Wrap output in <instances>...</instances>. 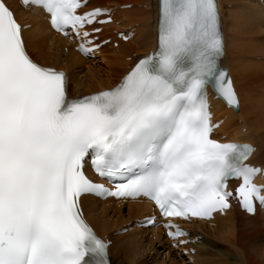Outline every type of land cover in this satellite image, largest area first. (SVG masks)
Listing matches in <instances>:
<instances>
[{
    "label": "snow or ice",
    "instance_id": "6c2138e0",
    "mask_svg": "<svg viewBox=\"0 0 264 264\" xmlns=\"http://www.w3.org/2000/svg\"><path fill=\"white\" fill-rule=\"evenodd\" d=\"M21 4L45 13L55 31L74 33L84 55L100 47L87 26L100 16L109 17L101 24L111 21L101 8L81 11L88 0ZM157 34L153 52L117 85L74 98L64 72L32 58L12 6L0 0V264H111L109 244L83 217L86 195L148 198L166 218L174 247L187 233L171 218L210 219L231 199L249 214L257 205L264 210V184L254 182L264 168L246 163L254 148L211 138L219 124L208 89L239 106L220 66L218 0H158ZM86 166L124 182L109 190ZM232 179L239 181L234 192Z\"/></svg>",
    "mask_w": 264,
    "mask_h": 264
},
{
    "label": "bare ground",
    "instance_id": "6f19581e",
    "mask_svg": "<svg viewBox=\"0 0 264 264\" xmlns=\"http://www.w3.org/2000/svg\"><path fill=\"white\" fill-rule=\"evenodd\" d=\"M7 2L12 6L19 21L32 24V28L24 33L29 53L42 65L66 70L70 78L69 92L76 96L106 89L118 83L131 65L125 59L134 60L135 57L147 54L157 39V0H95L90 4L91 7L131 6L128 10L115 11V22L105 27L104 37L115 29L135 28V37L131 41L117 42L119 44L117 49L107 45L101 50L94 62L104 63L106 69L95 70L92 67L93 61L83 60L70 48L65 58L61 60L65 43L49 31L43 14L23 9L17 0ZM218 2L226 42L225 55L221 63L223 67L228 68L239 98V110L236 113L225 109L218 102L213 103L214 119L216 121L223 119L218 136L225 135L228 141L241 140L256 146L252 162L264 167V160L260 159V156L264 157V0L263 3L259 0ZM53 46L55 51L51 53ZM83 70L87 74V79L81 77ZM82 205L98 233L102 236H111L114 242L109 253L113 260L112 264H116L117 259H121V264L134 262L136 251L146 246L142 239L150 233L142 230L114 237L111 232L137 218L138 214L147 209V205L130 204L126 208L125 216L121 208L117 209L110 203L107 205L93 198H83ZM263 220L264 217L259 212L250 217L233 210L226 213L224 218L216 217L212 225L201 223L191 225L192 230L202 238V242L195 246V263L264 264ZM153 235L155 233L151 234L152 237ZM154 241L160 248L164 247L165 243L160 237H155ZM148 243L152 245L154 242L149 240ZM225 243L227 245L224 246ZM173 255L169 252L165 256L170 264L185 262L184 259L180 262L175 261L176 257Z\"/></svg>",
    "mask_w": 264,
    "mask_h": 264
},
{
    "label": "rangeland",
    "instance_id": "374dc122",
    "mask_svg": "<svg viewBox=\"0 0 264 264\" xmlns=\"http://www.w3.org/2000/svg\"><path fill=\"white\" fill-rule=\"evenodd\" d=\"M228 7V6H227ZM230 8V7H229ZM228 9V8H227ZM128 10V9H126ZM140 28H143L142 26H140ZM50 43H48L49 45ZM55 51V46L52 47V51H50L51 53ZM59 51V50H58ZM67 53H68V50H67ZM65 50L62 51L61 53V57L63 60L65 58ZM127 59H125L126 61ZM93 68H95V70H98V68H102L103 70L106 69V65L104 66V63L102 62H98L96 66H93ZM84 70H86V68L84 67ZM84 70L81 74V77L84 78V79H87V74L84 73ZM100 72V71H99ZM263 79H264V76H263ZM78 82H80L78 80ZM81 85V84H80ZM239 124V122H238ZM260 159H263L264 160V157L260 156ZM122 214H123V210H122ZM127 214V212H126ZM123 216H125V214H123ZM109 221L111 222V218L109 219ZM114 231L111 232V234L113 233ZM152 241L154 243L149 244L148 242ZM142 243H144L146 246L145 248H143L142 250H138L136 251L137 253H135V257L133 258H136V260H134V262L132 263H129L128 264H170V262H168V259L165 258L166 255L163 254V252L161 251L162 248H160L158 245V243H156V241H154L152 238L150 239V237H146L145 239H142ZM222 244V243H220ZM223 245V244H222ZM227 245L226 243L224 244V246ZM160 249H159V248ZM149 249V250H148ZM153 249V250H152ZM152 250V251H151ZM138 254V255H137ZM174 256V255H173ZM175 259V258H174ZM181 260V259H180ZM128 261V260H126ZM175 261H178L175 259ZM185 261V260H184ZM121 259H117L116 260V264H121ZM179 262V261H178ZM177 262V263H178Z\"/></svg>",
    "mask_w": 264,
    "mask_h": 264
}]
</instances>
